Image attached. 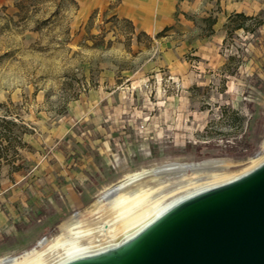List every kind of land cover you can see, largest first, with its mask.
Returning <instances> with one entry per match:
<instances>
[{
	"label": "rangeland",
	"instance_id": "1",
	"mask_svg": "<svg viewBox=\"0 0 264 264\" xmlns=\"http://www.w3.org/2000/svg\"><path fill=\"white\" fill-rule=\"evenodd\" d=\"M102 126L82 212L130 172L214 158L237 172L264 155V0H0V187L66 130ZM41 204L17 221L39 224L33 240L2 232L0 258L52 239L79 211L44 223Z\"/></svg>",
	"mask_w": 264,
	"mask_h": 264
},
{
	"label": "bare ground",
	"instance_id": "2",
	"mask_svg": "<svg viewBox=\"0 0 264 264\" xmlns=\"http://www.w3.org/2000/svg\"><path fill=\"white\" fill-rule=\"evenodd\" d=\"M260 155L237 172L231 170V161L215 158L172 161L130 172L105 188L86 212L79 210L64 221L58 235L40 239L36 247L22 254L2 257L0 264H72L109 256L180 204L235 183L262 167L264 155Z\"/></svg>",
	"mask_w": 264,
	"mask_h": 264
},
{
	"label": "water",
	"instance_id": "3",
	"mask_svg": "<svg viewBox=\"0 0 264 264\" xmlns=\"http://www.w3.org/2000/svg\"><path fill=\"white\" fill-rule=\"evenodd\" d=\"M72 264H264V165L180 204L120 251Z\"/></svg>",
	"mask_w": 264,
	"mask_h": 264
},
{
	"label": "crops",
	"instance_id": "4",
	"mask_svg": "<svg viewBox=\"0 0 264 264\" xmlns=\"http://www.w3.org/2000/svg\"><path fill=\"white\" fill-rule=\"evenodd\" d=\"M249 10L251 9H232V12L249 15ZM254 13L256 12L253 10L250 15ZM97 97L98 100L105 99V96L100 98V91ZM82 112L84 113L83 108ZM94 130L81 137L66 130L64 136L71 135L72 138L62 141L56 137L57 140L49 146V150L45 149L39 154V159L35 158L29 171L12 174L13 180L10 179L0 187V234L5 233V237L19 235L16 233L19 228L20 233L32 241L37 234L34 229L39 224L33 228L17 224V221L22 222L20 214H40L43 209L41 203H48L51 215L45 221L39 217L41 222L46 223L63 216L69 210H82L91 203L97 191L92 179L94 174L100 172L96 161L102 155L103 140L109 136L103 126ZM114 132L115 129L113 134L116 136ZM26 230L29 232L24 233Z\"/></svg>",
	"mask_w": 264,
	"mask_h": 264
},
{
	"label": "trees",
	"instance_id": "5",
	"mask_svg": "<svg viewBox=\"0 0 264 264\" xmlns=\"http://www.w3.org/2000/svg\"><path fill=\"white\" fill-rule=\"evenodd\" d=\"M240 16H241V17H243V18L245 17V15H244V14H243V15H242V14H240Z\"/></svg>",
	"mask_w": 264,
	"mask_h": 264
}]
</instances>
